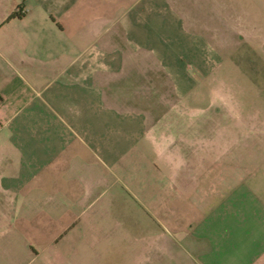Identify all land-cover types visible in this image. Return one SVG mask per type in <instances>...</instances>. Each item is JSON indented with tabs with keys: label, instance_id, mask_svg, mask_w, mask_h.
Listing matches in <instances>:
<instances>
[{
	"label": "crops",
	"instance_id": "1",
	"mask_svg": "<svg viewBox=\"0 0 264 264\" xmlns=\"http://www.w3.org/2000/svg\"><path fill=\"white\" fill-rule=\"evenodd\" d=\"M231 2L0 0V264H264V104L250 144L205 98Z\"/></svg>",
	"mask_w": 264,
	"mask_h": 264
},
{
	"label": "rangeland",
	"instance_id": "2",
	"mask_svg": "<svg viewBox=\"0 0 264 264\" xmlns=\"http://www.w3.org/2000/svg\"><path fill=\"white\" fill-rule=\"evenodd\" d=\"M229 4L238 30L230 31L232 40L227 45L220 46L222 43H219L217 47V73L210 80V86L216 92L205 98L208 99L206 102L214 101L228 107L234 115L235 138L249 140L252 144V139L258 135V128L236 125L248 114L257 113L258 106L264 104V25L261 21L264 0H233ZM256 147L250 151L264 152V136Z\"/></svg>",
	"mask_w": 264,
	"mask_h": 264
},
{
	"label": "trees",
	"instance_id": "3",
	"mask_svg": "<svg viewBox=\"0 0 264 264\" xmlns=\"http://www.w3.org/2000/svg\"><path fill=\"white\" fill-rule=\"evenodd\" d=\"M22 17V14L21 13H15V14H12L11 15V19L12 18H21Z\"/></svg>",
	"mask_w": 264,
	"mask_h": 264
}]
</instances>
